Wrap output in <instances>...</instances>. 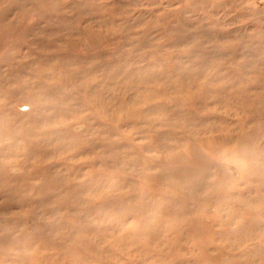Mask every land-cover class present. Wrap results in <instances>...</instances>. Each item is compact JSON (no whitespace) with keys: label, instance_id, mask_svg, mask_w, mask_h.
<instances>
[{"label":"rangeland","instance_id":"374dc122","mask_svg":"<svg viewBox=\"0 0 264 264\" xmlns=\"http://www.w3.org/2000/svg\"><path fill=\"white\" fill-rule=\"evenodd\" d=\"M262 106L264 0H0V236L27 234L2 264H264ZM240 125L256 149H216ZM189 130L213 195L176 187Z\"/></svg>","mask_w":264,"mask_h":264},{"label":"bare ground","instance_id":"6f19581e","mask_svg":"<svg viewBox=\"0 0 264 264\" xmlns=\"http://www.w3.org/2000/svg\"><path fill=\"white\" fill-rule=\"evenodd\" d=\"M65 66L66 65H64L63 63H61L59 65V69L61 70L60 73H62V74L64 73L62 75L63 77H60V80L65 78V76H66V78L69 77L68 74H66V72L68 70V67L67 66L65 67ZM57 84H59V83H57ZM57 84L53 83L50 87L51 88H58ZM67 84H68L67 81L62 80L60 86L61 87L62 86H66ZM189 86H188L189 89H190L189 91H184V90H180V89L174 90V92L175 91L177 92L176 96L168 95V91H164V92H167L166 95L168 96L169 100L171 102L177 103V105H184L185 103L189 102L190 100H194V102H198V103H201V102H204V101L207 100V95H206V93L204 91V88H202V89L200 88L199 89L198 87H196L193 84H189ZM197 89L201 90L202 93L200 94L199 90H197ZM194 90H197V93L196 92L194 93ZM243 92L244 91H238L237 92V96L239 97L238 98L239 99L238 102H240V105L242 107H251L252 110H254V108H257L256 105L252 104L250 98H246L245 97ZM210 93H212V95H215L214 93H216V91L215 92H210ZM162 94H163V91H154L153 94L151 93V95H149L147 98H145L143 100V103L145 105L151 106V104L153 102L152 100L154 98L161 97ZM217 94H218L217 95L218 97H221L218 92H217ZM149 108H150L149 109L150 111H153V112H156V113H161L165 109V106L160 104L156 108L155 107H152V108L149 107ZM181 109H182V107H179L177 109L178 112H181L182 111ZM170 112H174V111H170ZM259 112H262V113L264 112V106H262V108L260 109ZM227 129H228L227 127H223L222 131L223 132L227 131ZM254 130H255L254 126L251 127L249 130H246L243 126L240 125L237 128L233 129V132H236L237 136H236V138H232L231 133H230L231 130L228 129L227 133L225 132V133H221V134L218 135V138H217V141H216V143L218 144V147L216 149L226 150V151H230V152H232V151H234V152H242L243 151V153L246 152L247 150L248 151H253V150L256 149V145H255L256 133L254 132ZM205 131H210V128H207L206 130H204V132ZM192 132H191V130L187 131L186 132L187 133L186 134L187 140L184 139L185 143H186V147L191 152V157L189 159H185L183 157L177 158V156L173 157V159H176V158H177V160L181 159V160H183V162L186 160L185 163H187V165L189 167L188 170L185 171V173L182 174V177L176 181V187L179 189V191H183V189H189L191 191V193L195 194L196 188L198 186H200L201 183H204L206 189L209 190V194L213 195L216 192V190H218L220 188L222 182L219 179H212L211 181L206 180V177L209 176V167H210V165L208 164V166H206V165L202 164V161H203V159H204V157L206 155L202 154L203 153L202 152V148L197 143L198 139H201V135H200L199 131H195L193 133ZM216 132H218V131H216ZM51 133H55V132L51 131ZM39 135L43 136V133L40 132ZM263 136H264V134H263ZM182 140H180V141H182ZM43 141H45V140H43ZM213 143L216 144L215 142H213ZM214 144L211 145L213 147L209 148L208 150H211L213 148L215 149L216 146ZM229 144H232V148H227V146ZM34 145H35L36 148L34 147ZM44 146H45L44 142H37L35 140L28 139L27 142H26V149H25L26 153H27V156H28L27 162L28 161L30 162V158L31 157L32 158L35 157V153L38 154V152H39L40 154H42L43 151H44L43 150ZM41 156H42V159H43L44 158L43 155H41ZM42 161H40V162H42ZM1 167L3 168L4 165H2ZM0 174H1V180L2 181L9 180L10 177H11L5 171H0ZM238 183H239V181H238ZM41 184L43 185L44 183L41 182ZM28 185H29V187H31L30 183H27V187H28ZM9 187H10L9 184L6 187L2 186V190H0V196H5V197H7L9 199V201L7 203V206H9V207L13 206V204L14 205L15 204L18 205V202L14 201L15 200V196H13V194L15 195V193L17 191H15V190H9L8 191ZM233 189H234V193L233 194L236 195L237 199H239L241 193L240 192L237 193V191H235L236 188H233ZM21 190H23V193L21 195V200H23L25 198L29 199V198L25 197L24 189L22 188ZM17 195L20 196V194H18V193H17ZM195 197L197 198V196H195ZM46 227L47 226L42 225V227L40 228L41 233L44 232V229ZM14 229L15 228H9L7 230H11L10 231V233H11ZM10 233H6V234H4V236H0V254L9 255V253H8L9 250L6 247L7 246L6 244H7V242L9 243L10 239L12 241L15 240V239L16 240L18 239L17 243H19V240L22 239V236L27 235V234H24L19 239V238H13L10 235ZM79 241L81 243L82 239H79ZM4 260L6 261V259H4ZM4 260L0 259V264H2L4 262Z\"/></svg>","mask_w":264,"mask_h":264}]
</instances>
